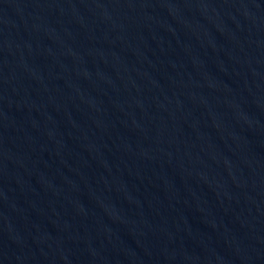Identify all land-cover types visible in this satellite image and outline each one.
<instances>
[{
	"label": "water",
	"instance_id": "obj_1",
	"mask_svg": "<svg viewBox=\"0 0 264 264\" xmlns=\"http://www.w3.org/2000/svg\"><path fill=\"white\" fill-rule=\"evenodd\" d=\"M0 264H264V0H0Z\"/></svg>",
	"mask_w": 264,
	"mask_h": 264
}]
</instances>
